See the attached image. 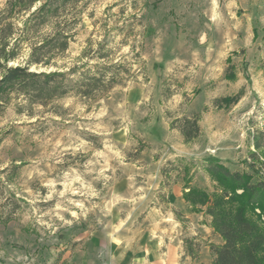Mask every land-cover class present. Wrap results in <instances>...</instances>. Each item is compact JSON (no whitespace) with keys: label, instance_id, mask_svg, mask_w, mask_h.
I'll list each match as a JSON object with an SVG mask.
<instances>
[{"label":"rangeland","instance_id":"1","mask_svg":"<svg viewBox=\"0 0 264 264\" xmlns=\"http://www.w3.org/2000/svg\"><path fill=\"white\" fill-rule=\"evenodd\" d=\"M79 6L74 40L58 64H116L119 82L91 99L61 98L58 113L41 106L20 113L16 101L4 108L0 264H22L25 255L55 264L58 253L89 247L111 248L120 264H211L210 245L222 239L207 214L191 211L183 186L191 179L214 190L210 156L250 170L254 134L264 131V0ZM28 52L23 45L10 65ZM193 116L200 133L186 141L178 120ZM187 207L191 218L176 213Z\"/></svg>","mask_w":264,"mask_h":264},{"label":"trees","instance_id":"2","mask_svg":"<svg viewBox=\"0 0 264 264\" xmlns=\"http://www.w3.org/2000/svg\"><path fill=\"white\" fill-rule=\"evenodd\" d=\"M38 1L7 0L0 11V116L12 101L20 113L32 115L35 106L58 113L56 102L61 98L73 94L91 99L119 82V73L110 69L116 64L59 65L81 20L80 0H45L33 10ZM23 12L27 16L19 20ZM23 45L29 47L27 58L10 65L21 56ZM97 57L105 60L107 55L102 51ZM52 66L56 68L50 70ZM232 100L224 97L220 101ZM178 121L186 141L199 135L197 116ZM253 138L255 151L245 161L250 170H232L210 156L205 170L215 183L214 190L191 186V179L183 186V198L192 211L207 214L222 239L210 245L211 264H264V131H257Z\"/></svg>","mask_w":264,"mask_h":264},{"label":"crops","instance_id":"3","mask_svg":"<svg viewBox=\"0 0 264 264\" xmlns=\"http://www.w3.org/2000/svg\"><path fill=\"white\" fill-rule=\"evenodd\" d=\"M180 213H182L185 218H191L189 215L188 207L186 208V210L180 211ZM86 239L87 240L85 241V243L91 244L93 240L96 239V237L93 236ZM20 258L24 260L22 264H45V263H35L34 258H31L32 261H28V256L26 255L21 256ZM16 259L19 260V257H17ZM54 259L56 260L55 264H120L118 261L120 260V253H114L110 248L109 251H106L104 249L103 251H101L100 254V252L93 251V248L89 247L83 251H74V252L64 251L62 253H58ZM114 260H116L115 263L113 262Z\"/></svg>","mask_w":264,"mask_h":264}]
</instances>
